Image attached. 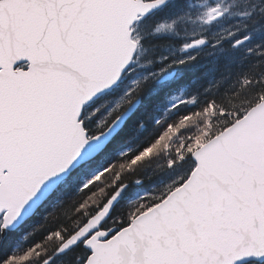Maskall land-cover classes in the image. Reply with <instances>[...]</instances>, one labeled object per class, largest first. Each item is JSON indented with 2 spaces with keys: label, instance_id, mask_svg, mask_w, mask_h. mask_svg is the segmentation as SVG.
<instances>
[{
  "label": "snow or ice",
  "instance_id": "snow-or-ice-1",
  "mask_svg": "<svg viewBox=\"0 0 264 264\" xmlns=\"http://www.w3.org/2000/svg\"><path fill=\"white\" fill-rule=\"evenodd\" d=\"M0 264H264V0H0Z\"/></svg>",
  "mask_w": 264,
  "mask_h": 264
},
{
  "label": "trees",
  "instance_id": "trees-1",
  "mask_svg": "<svg viewBox=\"0 0 264 264\" xmlns=\"http://www.w3.org/2000/svg\"><path fill=\"white\" fill-rule=\"evenodd\" d=\"M155 87V86H154ZM161 95H163V93H161ZM155 98H153L152 100L148 99L147 97H145V103L141 105V109L136 113V115H134L132 117V119L129 121V126L135 122V120L144 113V111L146 110V105L150 106V104L153 102ZM126 131H127V126H126ZM35 219V217L32 218V220H28L26 221L19 229V232H23L26 231L27 228L31 225V223L33 222V220ZM19 234V233H17Z\"/></svg>",
  "mask_w": 264,
  "mask_h": 264
},
{
  "label": "water",
  "instance_id": "water-1",
  "mask_svg": "<svg viewBox=\"0 0 264 264\" xmlns=\"http://www.w3.org/2000/svg\"><path fill=\"white\" fill-rule=\"evenodd\" d=\"M25 222H26V221H25ZM25 222H24V223H25Z\"/></svg>",
  "mask_w": 264,
  "mask_h": 264
}]
</instances>
